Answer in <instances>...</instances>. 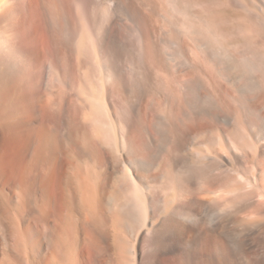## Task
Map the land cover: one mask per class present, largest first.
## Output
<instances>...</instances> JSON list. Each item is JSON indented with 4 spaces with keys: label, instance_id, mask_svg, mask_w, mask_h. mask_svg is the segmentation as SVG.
<instances>
[{
    "label": "bare ground",
    "instance_id": "1",
    "mask_svg": "<svg viewBox=\"0 0 264 264\" xmlns=\"http://www.w3.org/2000/svg\"><path fill=\"white\" fill-rule=\"evenodd\" d=\"M220 4L241 11L232 48ZM12 143L31 154V264H264V0H0L16 188ZM64 147L89 159L75 191Z\"/></svg>",
    "mask_w": 264,
    "mask_h": 264
},
{
    "label": "rangeland",
    "instance_id": "2",
    "mask_svg": "<svg viewBox=\"0 0 264 264\" xmlns=\"http://www.w3.org/2000/svg\"><path fill=\"white\" fill-rule=\"evenodd\" d=\"M224 5H225V7H224ZM217 6H215V10L217 12L219 11L218 15H219V13L221 14V18H223V21L221 22L220 17H218L220 23L218 22L217 26H215V24H214V28H213L214 32H216V34L218 33V34L224 35L225 37L227 36V39H226L227 41H225L226 42L225 45L230 46L232 44L230 46V48H232L237 43H239V39L235 35V34H237L236 33L237 32V27H236L237 24H235V22L238 21L237 17H239L241 15L240 14L241 11L236 6H233V5L220 4ZM238 12H240V13L238 14ZM226 18H227V20H226ZM230 20H231V22H230ZM227 23H229V25ZM230 23H232V24L234 23V25H232ZM237 23H239V21ZM218 24H220L219 26L222 25L221 27H219L220 29L217 28ZM233 26H235V27H233ZM195 27H197V26H195ZM215 28H217L219 31H217V29H215ZM196 30L200 31V35L202 34L201 28L200 29L197 28ZM196 30H195L194 34L196 37H199L200 36L199 32ZM228 33H230V34H228ZM231 38H233V40ZM229 39H230V41H229ZM18 146L20 147V145H18ZM18 146L16 147V144L12 143L10 145V147L5 148L7 150L6 154L8 152L11 154L14 153L13 154L14 156L12 155V157H7L9 159H6V163H7L6 176L8 175L7 177L10 178L11 183L17 184L16 185L17 187L11 188V187L5 186L6 187L5 188L3 185L0 184L1 185L0 190H2V191H0V264H27V263L31 264V262L34 261V259L32 258V255H33L32 246H33L34 242H33V238L31 237L32 235H31V231H30L31 227H32L31 209L33 207V202H32V195H31V189H30L31 183H29V185L27 184L29 181L31 182V176H32L31 175L32 174L31 173L32 167H30L31 166V154L27 158V162H28L27 163L28 165H27L26 162L23 161L24 158L22 157L23 155H21V154H23L22 151H19L21 148H24V146L22 144L21 145L22 147L20 149L18 148ZM12 148L13 149L16 148V151H14L15 149L12 150ZM64 148L67 152V153H65V155L67 156V164H66V168H67V172H68L67 177L69 180H71L72 183L69 181V184L72 185V186L71 185L70 186L75 191V190H77V186H76L77 181L75 180L76 177L74 175H75L77 170H81L83 167H85V164H86L87 160H89V159H88V157H85L84 155L82 156V155L72 154L71 152H73L75 150L70 149V147L69 148L64 147ZM17 149H18V152H17ZM11 150L13 151V153L11 152ZM16 152H17V156H16ZM20 152H21V154H20ZM4 153L5 152L2 151L1 155L4 156ZM9 153H8V156H9ZM28 153H29V151H28ZM73 153H76V152H73ZM6 154H5V158L7 156ZM11 154H10V156H11ZM18 155L21 156V157L19 156L20 159H19ZM13 157L15 158V160H12ZM29 159H30V161H29ZM9 161L13 162L12 163L13 166L11 163H10L11 165H9ZM17 163H18V165H17ZM24 167H26V168H24ZM117 169L120 170L121 166L118 165ZM15 170H17V171H15ZM109 171H111L110 168H109ZM11 173H12L13 177H12V175H10ZM24 175H26V177ZM117 175H118L117 173L112 174V176H113V178H112L113 180L111 181L112 187L109 189V192H111L110 190H113V181L116 179ZM20 179H21V181H20ZM27 179H29V180H27ZM26 180H27V182H26ZM25 187H27V188H25ZM15 191H17V192H15ZM20 193H21V195H20ZM16 194H18V195L16 196ZM78 197L79 196L77 195L76 196V198H77L76 199V205H77V207H79L78 209H81L80 200ZM29 202H31V203H29ZM85 232H86L85 228L82 227L80 230V233H81L80 238L81 239L84 238V234H86ZM107 240H108L107 242L109 243V244H107V247H108L107 251H108L109 257L112 259V261H114L113 258L116 257V248L114 245L115 241H114L113 233L111 232V230L108 232V239ZM31 253H32V255H31ZM63 253H64V257L60 256V258H59V256H56L55 254L50 255L48 263L49 264H64V261H65V264H66V261H67L66 257L71 256L70 255L71 251L66 250L64 252V250H63ZM53 257H55V258H53Z\"/></svg>",
    "mask_w": 264,
    "mask_h": 264
}]
</instances>
